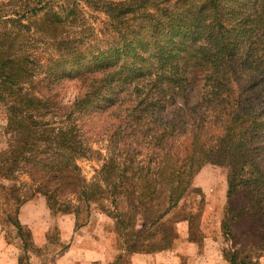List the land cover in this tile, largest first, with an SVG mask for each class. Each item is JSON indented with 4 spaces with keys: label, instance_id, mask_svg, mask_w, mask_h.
Here are the masks:
<instances>
[{
    "label": "trees",
    "instance_id": "obj_1",
    "mask_svg": "<svg viewBox=\"0 0 264 264\" xmlns=\"http://www.w3.org/2000/svg\"><path fill=\"white\" fill-rule=\"evenodd\" d=\"M80 2L105 17L97 44L84 43ZM41 45L52 53L39 71ZM64 78L83 88L70 104L53 91ZM0 110V223L25 260L39 250L17 211L35 193L51 209L61 194L109 198L121 237L112 264L167 250L182 221L200 244L205 164L225 170L222 258L264 254V0H0ZM90 111L115 119L97 184L75 164L91 150L76 123ZM135 133L162 154L152 170L131 151ZM233 194L248 204L233 210Z\"/></svg>",
    "mask_w": 264,
    "mask_h": 264
},
{
    "label": "rangeland",
    "instance_id": "obj_2",
    "mask_svg": "<svg viewBox=\"0 0 264 264\" xmlns=\"http://www.w3.org/2000/svg\"><path fill=\"white\" fill-rule=\"evenodd\" d=\"M80 3L83 15L81 34L84 43H89L88 45L97 44V28L101 22L105 20V17L98 13L97 10L91 9L84 2ZM51 53L52 50L49 46H39L32 54V64L39 67L38 69L41 71L47 65ZM53 91H56L57 97L63 104H70L75 97L83 92V88L76 79L64 78L54 84ZM4 118V112L0 110V149L5 146L6 141V136L2 133V127L5 124ZM76 123L87 145L91 149L86 157L76 160L75 164L78 167V172L85 182L100 183L99 170L107 157V139L112 130V125L115 123V119L104 113L90 111L89 113L80 115ZM127 141L130 142V146L132 147L131 151L137 155L135 159L138 161V164L145 169L148 168L152 170L162 155L159 148H157V144L152 147L148 146L146 142H144V137H141L138 133L130 135ZM224 176L225 170L223 168L205 164L195 175L194 183L201 188L203 194V210L200 217L199 228L203 231V235L207 234L214 243L212 244L214 246L213 251L217 258L220 256L221 260L226 263L221 256L224 244L217 232L218 221L222 215V207L226 201L223 190L225 183ZM18 181L25 183L24 186L29 184V178L26 174H19ZM34 197H41L46 203L45 197L41 193H35L30 199ZM198 198V195L194 197V199ZM230 201L235 211L248 204L247 200L234 194L231 195ZM56 202L54 209L49 208L46 204L50 213L56 217H70L72 220V230L82 228L86 229V232L92 233V236L97 241V245L92 243V245H95L94 247L97 248V254L95 255L99 259L97 260V264H110L111 261L113 262L117 254L121 252V237L119 227L114 226L112 218L108 215V213L112 211L110 199L106 198L103 194L96 200L83 202L78 199L76 194L68 193L58 195ZM182 223L187 225L186 222L182 221ZM138 224H141L140 219L137 220V227H139ZM179 224H181V222H178L176 227H178ZM188 226L189 225H187V228ZM0 227V230L4 231L7 241L12 239L15 241L14 231L9 226L6 224L1 225L0 223ZM24 229L27 228L24 227ZM191 229L192 234L194 233L196 237L200 236L195 227ZM186 236H189V230ZM48 237L51 245V252L57 253L72 241L71 238H73V234H70L67 241L61 243L57 240V229L54 227L49 231ZM184 239L187 238L185 237ZM184 239L177 235L176 240L168 242L170 247L167 250L174 249L182 243L180 240ZM200 241H203V239L201 238ZM197 245L200 246L201 242ZM185 251L189 250L185 249ZM180 253L181 252L177 254V257L181 256L184 260L185 256ZM21 257H23L22 254ZM126 259L127 258L123 259L122 264L127 263ZM254 263L264 264V254L258 257Z\"/></svg>",
    "mask_w": 264,
    "mask_h": 264
},
{
    "label": "crops",
    "instance_id": "obj_3",
    "mask_svg": "<svg viewBox=\"0 0 264 264\" xmlns=\"http://www.w3.org/2000/svg\"><path fill=\"white\" fill-rule=\"evenodd\" d=\"M17 218L21 226L29 230L33 245L39 251L28 252L26 260L21 258L14 240L7 241L4 231L0 230V264H97L99 259L95 256L97 248L94 247L97 241L92 233L82 228L72 230L70 217L54 216L41 197L23 202L17 211ZM184 224L181 222L177 227V233L183 239L187 238L188 231L187 225ZM54 227L57 229V240L61 243L67 241L70 234H73L72 241L57 253L51 252L48 237L49 231ZM204 236L203 244L201 242L200 246L184 239L185 241L180 240L182 243L174 249L134 252L128 255L127 264H226L220 256L217 258L215 255L212 245L214 243L210 237L207 234ZM177 252L185 256L184 260L181 256L177 257Z\"/></svg>",
    "mask_w": 264,
    "mask_h": 264
}]
</instances>
